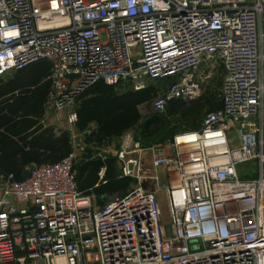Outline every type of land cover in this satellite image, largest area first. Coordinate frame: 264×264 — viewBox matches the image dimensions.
I'll use <instances>...</instances> for the list:
<instances>
[{"label": "built area", "instance_id": "obj_1", "mask_svg": "<svg viewBox=\"0 0 264 264\" xmlns=\"http://www.w3.org/2000/svg\"><path fill=\"white\" fill-rule=\"evenodd\" d=\"M41 62L47 106L70 125L100 81L120 94L167 83L151 103L162 114L219 77L220 106L151 161L168 177L169 224L128 158L131 134L116 155L137 180L124 196L80 192L74 152L0 176V264H264V0H0V79Z\"/></svg>", "mask_w": 264, "mask_h": 264}, {"label": "trees", "instance_id": "obj_2", "mask_svg": "<svg viewBox=\"0 0 264 264\" xmlns=\"http://www.w3.org/2000/svg\"><path fill=\"white\" fill-rule=\"evenodd\" d=\"M49 77V64L41 62L0 79L2 178L22 181L27 175L26 167L58 163L72 152L71 138L66 132L57 135L53 128H44L40 123L50 90ZM155 95L153 87L120 94L104 82H97L80 98L75 127L87 133V142L98 146L133 131L134 140L141 148L150 149L172 141L183 125L190 131L197 130L205 114L220 106L213 97H204L189 105L172 100L164 113L152 110L144 115L142 108ZM205 108L207 113L204 114ZM92 153L86 152L87 155L78 160V190L98 198L128 193L134 181L120 175L116 159L107 157L102 160Z\"/></svg>", "mask_w": 264, "mask_h": 264}, {"label": "crops", "instance_id": "obj_3", "mask_svg": "<svg viewBox=\"0 0 264 264\" xmlns=\"http://www.w3.org/2000/svg\"><path fill=\"white\" fill-rule=\"evenodd\" d=\"M10 75H12V74H10ZM10 75L5 76L4 78L6 79ZM75 109H77V106ZM40 123L42 124V126L44 128H53L57 135L60 132H66L69 135V137L71 138L72 152L75 153L78 160L85 157L87 155L86 152H93L92 155L94 157H97L98 154H101L103 156L116 159V155H117V152L119 151L121 141L123 140V138L126 134H131L130 133L131 131H128V132L124 133L121 137L109 139L103 145H99V146L94 144V143H89V142H87V133L86 132L79 131L75 127V124L70 125L68 123L66 114L65 113H57V112L53 111L52 109L48 108L47 102L44 106V118L42 119V121ZM91 128L92 129L94 128L93 125L91 126ZM130 152H144V155H146V157L153 159L157 156L164 155L165 153H167L169 151L165 148V145H162V146L157 145V146H153L150 149H142L141 148L140 151L132 150ZM130 156L133 157L132 155H130ZM134 158H136V157H134ZM41 165H45V164H41ZM41 165H30V166L26 167V169H25L26 173L28 172V170L30 168H32L34 166H41ZM119 167H120V165H119ZM120 175H121V171H120ZM100 177H102V173L100 174ZM101 197H104L106 200H109V199L116 197V196H112V197L101 196Z\"/></svg>", "mask_w": 264, "mask_h": 264}, {"label": "rangeland", "instance_id": "obj_4", "mask_svg": "<svg viewBox=\"0 0 264 264\" xmlns=\"http://www.w3.org/2000/svg\"><path fill=\"white\" fill-rule=\"evenodd\" d=\"M168 87V84L165 83H156L153 88L156 89V95L154 96V98L152 100H150V102L148 104H146L143 108H142V113L145 114H150L152 112V107H151V103L153 102V100L157 97V95H161V93H163V91H165V89ZM221 87V78L219 77H215L211 82H209V84L204 88L203 94L201 96L200 99H198L197 101L202 100L204 97H213L215 99L218 100V94H219V90ZM192 103V102H191ZM186 105H189L190 103H185ZM205 113H207V109H204ZM190 131L188 128H186L185 125H183L180 129V132H187ZM131 135L133 136V131L130 132ZM133 157L129 156L128 158H141V173L139 174V179L142 182L143 187L145 188V190L147 191H155L157 193L158 199H159V203H160V209H161V214H162V218L165 224H169L171 221L170 218V209H169V205L167 203L166 200V187L168 184V177L165 174V171L160 168V167H154L152 166V159L146 157V155H144V152H135L134 154H131ZM245 167V172L250 174L251 177L249 178H256V174H252L253 170H254V166L253 164H247L244 166ZM248 178V177H247ZM133 184L130 185L129 190H131V188H133L136 184H137V180L133 179Z\"/></svg>", "mask_w": 264, "mask_h": 264}, {"label": "water", "instance_id": "obj_5", "mask_svg": "<svg viewBox=\"0 0 264 264\" xmlns=\"http://www.w3.org/2000/svg\"><path fill=\"white\" fill-rule=\"evenodd\" d=\"M67 78L70 79V80H72V79L76 78V76H74V75H68ZM129 169H130V170L133 169V165H132V164L129 165ZM166 236H167L168 238L171 237V230H170V229H166Z\"/></svg>", "mask_w": 264, "mask_h": 264}]
</instances>
